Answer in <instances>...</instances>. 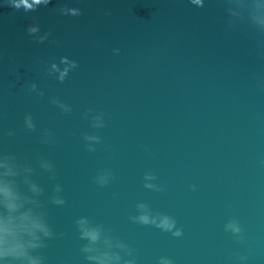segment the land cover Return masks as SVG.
Here are the masks:
<instances>
[{
  "label": "water",
  "instance_id": "water-1",
  "mask_svg": "<svg viewBox=\"0 0 264 264\" xmlns=\"http://www.w3.org/2000/svg\"><path fill=\"white\" fill-rule=\"evenodd\" d=\"M228 20L223 0H51L27 11L0 0V154L34 168L49 160L57 179L38 168L33 177L41 200L59 183L66 202L46 205L64 235L47 241L45 264H85L80 217L134 249L136 264H238L237 255L264 264V35ZM61 58L78 65L63 83L52 67L62 71ZM33 83L43 96L28 92ZM89 110L103 128L91 127ZM26 115L35 131L23 128ZM49 130L54 143H42ZM84 134L100 136L95 152ZM104 169L114 179L100 187ZM148 172L163 191L143 187ZM138 203L183 235L130 222ZM229 220L242 243L224 231Z\"/></svg>",
  "mask_w": 264,
  "mask_h": 264
},
{
  "label": "clouds",
  "instance_id": "clouds-1",
  "mask_svg": "<svg viewBox=\"0 0 264 264\" xmlns=\"http://www.w3.org/2000/svg\"><path fill=\"white\" fill-rule=\"evenodd\" d=\"M50 2L51 0H32L30 4L28 0H18V2L6 0L7 6L15 10L23 6L26 11L33 9L34 5ZM223 2L229 17V27L244 24L255 33L264 35V0H223ZM189 3L196 7H203V0H189ZM73 15H77V12L73 11ZM29 31L34 32L36 29L32 28ZM115 52H118V49L114 50ZM60 63L66 65L62 71L56 64L52 67L58 72L56 80L63 83L78 65L68 58H61ZM28 92H35L38 96L44 95L42 91H37V85L34 83L28 87ZM50 103L62 114L72 111L69 105L57 98H52ZM84 118H90L93 129H101L105 126L102 113L93 114L89 110L84 114ZM23 128L29 132L35 131L31 115L24 117ZM15 134L12 130L3 133L6 137H13ZM42 135V143H54V134L50 130ZM82 139L90 153L96 151L94 145L102 143L98 135L84 134ZM35 164L36 168L48 174L50 180L57 179L55 168L49 160L37 157ZM36 168L14 154H0V264H45V257L41 252L47 247V241L64 235L54 232L46 211V205L57 208L65 205L63 189L59 183L54 184L46 202L42 201L41 197L44 196L45 189L33 179ZM112 179L114 177L110 170L104 169L93 178V182L100 187H105ZM155 179L152 173H146L143 177V187L150 191H163V188L153 183ZM192 190H195L194 186ZM136 213L128 217L130 222L170 233L173 238H180L183 235L182 230L177 228L175 219L154 212L145 203L136 205ZM75 229L78 239L85 242L79 249L85 264H136L135 250L123 240L114 237L102 225L93 223L87 217H80L75 221ZM224 231L230 233L237 243H242L245 239L243 229L236 220H229L224 226ZM235 259L238 264H244L247 256L237 255ZM157 264H173V262L170 258L162 256Z\"/></svg>",
  "mask_w": 264,
  "mask_h": 264
}]
</instances>
